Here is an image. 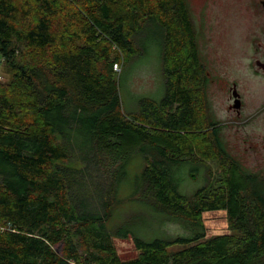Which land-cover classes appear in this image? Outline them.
<instances>
[{
  "label": "trees",
  "instance_id": "16d2710c",
  "mask_svg": "<svg viewBox=\"0 0 264 264\" xmlns=\"http://www.w3.org/2000/svg\"><path fill=\"white\" fill-rule=\"evenodd\" d=\"M152 24L166 96L126 114L115 66ZM196 33L188 0H0V264H264V175L193 133L195 112L167 117L168 88L181 103L196 74ZM189 161L224 169L185 195ZM214 211L230 233L207 237ZM115 238L137 257L122 260Z\"/></svg>",
  "mask_w": 264,
  "mask_h": 264
},
{
  "label": "flooded vegetation",
  "instance_id": "af4514ba",
  "mask_svg": "<svg viewBox=\"0 0 264 264\" xmlns=\"http://www.w3.org/2000/svg\"><path fill=\"white\" fill-rule=\"evenodd\" d=\"M242 2L248 27L240 42L196 33V74L186 77L192 81L186 85L181 103L168 88L167 117L175 115L180 106L186 114L195 112L193 133L223 146L232 167L264 175V0ZM234 150L242 157L248 153L259 156L263 165L249 169L243 159L233 155ZM206 164L197 162L204 172ZM223 169L220 166L218 174Z\"/></svg>",
  "mask_w": 264,
  "mask_h": 264
},
{
  "label": "rangeland",
  "instance_id": "374dc122",
  "mask_svg": "<svg viewBox=\"0 0 264 264\" xmlns=\"http://www.w3.org/2000/svg\"><path fill=\"white\" fill-rule=\"evenodd\" d=\"M195 30L202 37H227L233 42H240L247 24V14L242 0H188ZM162 31L154 24L147 26L145 31L139 35L138 41L142 49L140 55L134 57L120 72L119 95L122 108L126 114H137L140 112L144 99L161 102L166 96L165 77L163 71ZM7 75L6 71L3 70ZM8 76V75H7ZM243 150V148H242ZM133 159L130 165L131 178L139 171L140 160L138 149L130 151ZM233 155L243 159L249 169L256 170L261 164V158L248 153L246 157L241 152L234 150ZM137 159L134 161V158ZM134 161V162H133ZM261 161V162H260ZM189 161L182 170L183 181L179 190L185 195H192L206 185L208 177L218 176L219 161L207 163L206 171ZM264 163V162H262ZM258 166V167H257ZM257 174H262L258 171ZM195 176V179L193 178ZM131 188L127 185L122 187L120 196L126 198L130 195ZM207 237L230 233L227 213L225 211L206 212L203 214ZM177 228L172 227L176 231ZM114 243L122 260H131L137 257L132 238H115ZM185 246H174L171 251H177Z\"/></svg>",
  "mask_w": 264,
  "mask_h": 264
},
{
  "label": "built area",
  "instance_id": "2783aa9c",
  "mask_svg": "<svg viewBox=\"0 0 264 264\" xmlns=\"http://www.w3.org/2000/svg\"><path fill=\"white\" fill-rule=\"evenodd\" d=\"M3 70H5V59L0 55V82H4L7 78ZM115 70H118V65L115 66Z\"/></svg>",
  "mask_w": 264,
  "mask_h": 264
},
{
  "label": "water",
  "instance_id": "95a60500",
  "mask_svg": "<svg viewBox=\"0 0 264 264\" xmlns=\"http://www.w3.org/2000/svg\"><path fill=\"white\" fill-rule=\"evenodd\" d=\"M193 178L195 179V176H193Z\"/></svg>",
  "mask_w": 264,
  "mask_h": 264
}]
</instances>
